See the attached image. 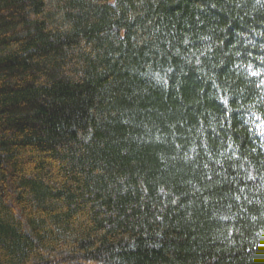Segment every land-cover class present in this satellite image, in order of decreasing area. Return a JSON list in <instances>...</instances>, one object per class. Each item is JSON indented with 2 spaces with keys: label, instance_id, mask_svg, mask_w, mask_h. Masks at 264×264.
<instances>
[{
  "label": "trees",
  "instance_id": "16d2710c",
  "mask_svg": "<svg viewBox=\"0 0 264 264\" xmlns=\"http://www.w3.org/2000/svg\"><path fill=\"white\" fill-rule=\"evenodd\" d=\"M0 264H264V0H0Z\"/></svg>",
  "mask_w": 264,
  "mask_h": 264
}]
</instances>
